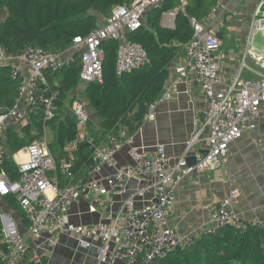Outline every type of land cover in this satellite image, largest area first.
<instances>
[{
    "label": "built area",
    "instance_id": "1",
    "mask_svg": "<svg viewBox=\"0 0 264 264\" xmlns=\"http://www.w3.org/2000/svg\"><path fill=\"white\" fill-rule=\"evenodd\" d=\"M163 1L137 0L130 6L115 7L101 26L87 37L74 39L65 53L28 46L21 53L10 54L0 43V68L9 67L12 76L18 81L13 106L0 110V159L11 126L22 123L30 115L37 116L45 123L54 118L59 93L49 84L45 71H56L64 64H69L73 55L79 54L81 83H101L105 57L102 44L110 39L119 42L115 67L117 76L142 70L148 62L147 52L139 44L129 42L126 35L142 28L146 13L161 6ZM177 1V8L162 15V25L166 28H175L176 16L188 2ZM189 21L193 37L184 47L185 63L179 69V74L181 78L191 74L202 86L209 106L206 113L208 155L202 156L196 165H188V153L198 142V133L175 164L171 163L165 147L159 146L153 152L132 148L129 152L132 164L116 166L117 154L125 144L132 142V136L126 130H120L108 139L105 146L94 149L96 165L88 173L85 183L73 182V176L67 173L68 181L61 185L54 176L57 166L49 148L47 129L44 128L43 140L40 138L23 149L27 160L16 164L19 180L9 179L0 163V197L12 196L15 199L26 219L31 240L39 241L45 233L66 236L80 249H95V264H159L172 250L193 245V238L188 233L170 225L176 212L178 187L189 174L222 165L230 146L255 130L259 118L264 120V73L256 80L243 81L238 76L232 83L226 84L220 76V65L216 58L221 48L220 39L203 21L195 18ZM257 32L264 33V19L255 17L250 33L254 35ZM260 62L264 69V54ZM169 92L165 90L150 104L145 120L154 118L157 106L170 99ZM71 110L79 125L86 127L91 118L85 104L80 99H74ZM73 146L76 148L75 144ZM105 166H116L114 174L107 178V184L115 195L122 196L130 181H143L145 187L136 189L126 197L109 222L75 225L70 220L69 211L81 198L83 188L91 190L98 198L109 194L108 189L96 180ZM226 183L231 189L218 202L211 232L228 226L244 232L250 225H258L264 230V221L245 219L236 210L234 204L241 198V191L232 182ZM149 190L155 194L153 204L137 207L136 201L145 198ZM48 242L51 243V240ZM29 248L25 235L15 228L7 230L6 225L2 226L0 264H42L41 255H29Z\"/></svg>",
    "mask_w": 264,
    "mask_h": 264
},
{
    "label": "trees",
    "instance_id": "2",
    "mask_svg": "<svg viewBox=\"0 0 264 264\" xmlns=\"http://www.w3.org/2000/svg\"><path fill=\"white\" fill-rule=\"evenodd\" d=\"M136 1L0 0V43L10 54L21 53L28 46L65 53L74 39L87 37L101 26L115 7L130 6ZM218 1L188 0L185 9L178 12L173 29L162 25V15L177 8V0H164L161 6L149 10L142 28L126 35L129 42L139 44L147 52L148 62L142 70L117 76L119 42L112 39L103 42L102 82L86 84L84 91L91 118L84 129L91 147L81 148L85 141L79 142L80 125L71 110L73 100H78L71 99L72 92L82 84L80 55H73L69 64L56 71H45L49 84L59 93L55 116L45 123L31 115L35 117V123L21 127L20 133L16 131L19 127L9 128L0 159L1 169L9 179H20L13 156L39 140L44 128L51 127L55 141L49 148L57 166L55 178L64 177L68 181V173L73 176V182L85 183L88 173L96 165L94 149L105 146L120 130H126L130 136L137 133L150 104L165 91L180 46L187 45L193 37L189 19L203 21ZM17 88L18 81L12 76L11 69L0 68V110L13 106ZM91 112L98 118L94 119ZM159 264H264V230L258 225H250L244 232L231 226L208 231L193 238L191 247L167 253Z\"/></svg>",
    "mask_w": 264,
    "mask_h": 264
},
{
    "label": "crops",
    "instance_id": "3",
    "mask_svg": "<svg viewBox=\"0 0 264 264\" xmlns=\"http://www.w3.org/2000/svg\"><path fill=\"white\" fill-rule=\"evenodd\" d=\"M210 12L203 22L213 33L221 35V48L216 58L220 65V76L225 83H232L238 76L243 81L259 79L260 74L264 73L260 62L264 46L254 43L250 28L255 17L264 19V0H219L214 3ZM105 21L106 19L101 25ZM258 33L260 32L256 34ZM261 33L264 36V33ZM184 47L180 46L181 50L170 69V78L165 88L170 91V99L159 104L154 118L145 120L138 132L132 136V142L121 148L117 154L116 166L132 164L129 157L132 148L153 152L159 146L165 147L171 163L175 164L186 153L189 142L198 133L199 140L190 148L188 156L194 154L199 160L203 156L200 152L206 151V139L209 136L206 113L209 106L200 83L191 74L180 77L179 69L185 63ZM84 91L85 85L80 84L73 90L71 99L78 98L86 103ZM91 114L93 118H98L96 113ZM32 116L23 123L13 125L19 127L16 130L18 133L21 127L35 123V117ZM84 141L85 144L91 143L85 130L83 137L79 139V142ZM263 157L264 120L259 118L255 130L230 146L222 165L213 166L200 173L193 172L179 185L176 192V212L170 220V225L188 233L192 238L211 231L218 202L226 197L231 189L226 181L232 182L241 191V198L234 204L236 210L245 219L264 221ZM13 160L15 164L26 161L27 155L22 150L13 156ZM116 166H105L96 176V180L108 189V195L98 198L94 192L83 188L81 198L69 211L72 223L80 226L109 222L119 211L126 197L136 189L145 187L146 183L143 181H130L122 196L115 195L107 184V178L114 174ZM58 181L61 185L67 182L64 177ZM154 197V191L149 190L145 198L136 201L137 207L151 206ZM12 198L0 197L2 226L6 225L7 230L15 228L27 237L29 255H41L42 264L96 263L95 249H80L66 236L45 233L39 241L31 240L28 237L26 219ZM10 226L11 228H8Z\"/></svg>",
    "mask_w": 264,
    "mask_h": 264
},
{
    "label": "rangeland",
    "instance_id": "4",
    "mask_svg": "<svg viewBox=\"0 0 264 264\" xmlns=\"http://www.w3.org/2000/svg\"><path fill=\"white\" fill-rule=\"evenodd\" d=\"M253 39H254V43L256 44V45H260L261 47H263L264 46V36H263V34L260 32V33H258V34H254L253 35ZM85 103V102H84ZM85 107H86V110H88L89 112H90V107H89V105L87 104V102L85 103ZM95 119V118H94ZM93 119V120H94ZM26 121V120H25ZM24 122V121H23ZM22 122V123H23ZM95 125V124H94ZM20 126V125H19ZM84 127H82V126H79V138H81V137H83V133H84ZM46 136H47V140H48V142L49 143H53L54 141H55V139H54V134H53V132H52V130H51V127H49L48 129H47V131H46ZM41 140H43V138H41Z\"/></svg>",
    "mask_w": 264,
    "mask_h": 264
},
{
    "label": "water",
    "instance_id": "5",
    "mask_svg": "<svg viewBox=\"0 0 264 264\" xmlns=\"http://www.w3.org/2000/svg\"><path fill=\"white\" fill-rule=\"evenodd\" d=\"M217 36H218V38L221 37L220 34H217ZM86 147H91V143H86V144H84L83 146H81V148H86ZM200 153H201L203 156H207V155H208L207 151L200 152ZM187 160H188V164H189V166H194V165H196V163H197V161H198L197 156L194 155V154H192L191 156H188V159H187ZM177 249L180 250L181 248L178 247Z\"/></svg>",
    "mask_w": 264,
    "mask_h": 264
},
{
    "label": "clouds",
    "instance_id": "6",
    "mask_svg": "<svg viewBox=\"0 0 264 264\" xmlns=\"http://www.w3.org/2000/svg\"><path fill=\"white\" fill-rule=\"evenodd\" d=\"M220 39V38H219Z\"/></svg>",
    "mask_w": 264,
    "mask_h": 264
}]
</instances>
